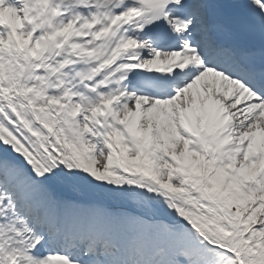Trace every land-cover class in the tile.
Segmentation results:
<instances>
[{
	"label": "snow or ice",
	"instance_id": "6c2138e0",
	"mask_svg": "<svg viewBox=\"0 0 264 264\" xmlns=\"http://www.w3.org/2000/svg\"><path fill=\"white\" fill-rule=\"evenodd\" d=\"M0 264H264V0H0Z\"/></svg>",
	"mask_w": 264,
	"mask_h": 264
}]
</instances>
